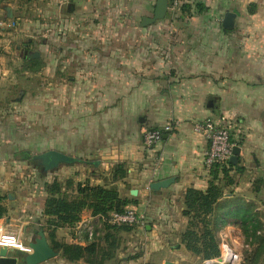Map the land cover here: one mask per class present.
Listing matches in <instances>:
<instances>
[{
  "label": "crops",
  "instance_id": "0c3cea01",
  "mask_svg": "<svg viewBox=\"0 0 264 264\" xmlns=\"http://www.w3.org/2000/svg\"><path fill=\"white\" fill-rule=\"evenodd\" d=\"M74 1L68 6L77 14L66 24L75 20L80 33L62 48L68 58L58 91L44 87L43 95L14 101H41V109L0 112V120L11 121L0 124V194L8 208L0 223L27 245L42 229L53 248L43 214L45 184L71 181V195L78 184L114 185L141 219L137 227L102 231L99 216L85 210L75 226L55 232V241L67 245L98 242L101 250L115 242L114 255L68 262L55 250L58 256L42 264H193L180 243L189 222L183 215L189 189L205 192L211 183L222 188L212 216L219 244L242 227L236 215L264 209V0H186L184 14L168 10L165 19L146 27L159 0ZM227 13L236 15L230 30L223 27ZM87 20L93 29L88 34ZM223 117L241 149L227 179L222 167L205 165L208 143L194 131L199 121ZM20 120L22 133L15 126ZM171 121L179 128L147 149L143 132ZM26 143L75 162L37 176L36 167L19 158ZM117 165L126 175L112 183ZM165 180H171L167 188H151ZM22 254L13 253L18 264H26Z\"/></svg>",
  "mask_w": 264,
  "mask_h": 264
},
{
  "label": "rangeland",
  "instance_id": "374dc122",
  "mask_svg": "<svg viewBox=\"0 0 264 264\" xmlns=\"http://www.w3.org/2000/svg\"><path fill=\"white\" fill-rule=\"evenodd\" d=\"M69 4L75 5V1L5 0L0 5V112L41 109L43 107L41 101L20 106H15L19 103L16 104L14 101L33 93L43 95L44 87L58 91L61 68L68 58L62 48L71 46L74 38L79 37L80 33L76 31L78 25L75 20L66 24V19L77 14L75 6L70 9ZM91 27L92 20H87V34L93 32ZM99 27L102 29L103 24ZM115 27L117 31L122 29L121 26ZM27 52H39L41 57L29 59ZM7 100L14 103H9ZM10 122L6 120L4 123V120H0V124L4 127ZM18 122H15V126L22 133L24 122L22 120ZM37 137L40 138L39 135ZM23 148L24 151L22 150L19 158L25 160L24 156L27 155L30 165L36 167L37 176L44 174L40 162L34 158L43 153L36 152L27 143ZM261 186L263 185L259 187ZM259 217L262 220L259 219L260 223L256 225L257 227L262 225L261 234L264 235V209L258 213ZM103 224L102 231L108 230L107 224ZM17 228L21 230L22 227ZM227 234L226 241L240 255L241 264H264V253L258 262L254 260L258 245L251 232L246 235L244 227H237Z\"/></svg>",
  "mask_w": 264,
  "mask_h": 264
},
{
  "label": "trees",
  "instance_id": "16d2710c",
  "mask_svg": "<svg viewBox=\"0 0 264 264\" xmlns=\"http://www.w3.org/2000/svg\"><path fill=\"white\" fill-rule=\"evenodd\" d=\"M5 0H0V5ZM186 5H184L183 13ZM25 159H29L27 155ZM222 167L225 178L229 177L227 167H234L231 162L227 166L216 165L218 169ZM214 168V167H213ZM124 165H117L112 175V183L125 177ZM216 176V175H215ZM72 182L62 183L55 180L53 183H46L44 186L47 194L44 215L49 217L47 231L50 230L49 238L52 241L54 250L61 251L62 256L68 262H76L84 258L98 257L103 252L110 258L114 255L115 242L107 249L99 250L98 242H92L86 247L79 245H67L55 241V232L60 228L73 227L81 220V215L85 210H91L93 216L107 215L112 211L122 212L127 209L129 201L123 200L114 185L91 186L90 184H78L76 194L71 195L66 190ZM223 197V190L215 183H211L207 191L189 189L184 196L185 210L183 215L189 219L188 227L180 234V243L191 254L192 262L200 263L203 260L212 259L220 254L217 231L220 227H213L212 216L218 206L219 200ZM5 197L0 194V219L8 215V208L4 205ZM236 215L242 222L246 235L252 233L258 247L254 254V260L259 261L264 253V235L261 234V226L258 214ZM108 230H132V227H115L108 225Z\"/></svg>",
  "mask_w": 264,
  "mask_h": 264
},
{
  "label": "built area",
  "instance_id": "2783aa9c",
  "mask_svg": "<svg viewBox=\"0 0 264 264\" xmlns=\"http://www.w3.org/2000/svg\"><path fill=\"white\" fill-rule=\"evenodd\" d=\"M186 2V0H169L168 10L173 15L181 16ZM227 123V119L223 117L219 121L208 119L194 124V131L208 143V149L205 153V165L208 168H213L216 165L227 166L233 157L236 146L231 139V130ZM179 126V121H171L161 127L145 130L142 135L144 146L147 149L154 147L166 135L173 134ZM99 218L102 223L115 227L126 226L135 228L141 222L137 212L129 208L122 212L112 211L107 215H99ZM89 236L91 239L94 237L92 229L89 230ZM226 239H221L219 256L193 264H241L240 255L227 243ZM2 248L19 251L24 254L32 252L30 246L21 241L15 231L0 223V249Z\"/></svg>",
  "mask_w": 264,
  "mask_h": 264
},
{
  "label": "water",
  "instance_id": "95a60500",
  "mask_svg": "<svg viewBox=\"0 0 264 264\" xmlns=\"http://www.w3.org/2000/svg\"><path fill=\"white\" fill-rule=\"evenodd\" d=\"M169 0H159L155 9V14L153 18H145L143 26L146 27L150 24L155 23L165 19L168 13ZM234 13H227L224 17L223 27L224 29L230 30L234 28L235 25ZM41 54L39 52H29L28 58H40ZM240 148L235 147L233 152V157L231 158V164H236L238 157L240 155ZM40 162L42 166L43 173L52 171L58 168L62 164H71L75 162V159L69 157L58 151H48L46 153L37 155L34 157ZM171 180H165L156 184H153L151 188L153 190H160L162 188H167ZM37 237L34 242L30 243L29 246L32 250L29 254H22V260L26 264H42L58 256V252L55 251L49 244L45 232L40 229L35 234ZM14 250H8L5 248L0 249V264H18L20 257L13 256Z\"/></svg>",
  "mask_w": 264,
  "mask_h": 264
},
{
  "label": "flooded vegetation",
  "instance_id": "af4514ba",
  "mask_svg": "<svg viewBox=\"0 0 264 264\" xmlns=\"http://www.w3.org/2000/svg\"><path fill=\"white\" fill-rule=\"evenodd\" d=\"M26 54H27V57H28V55H29V52H27Z\"/></svg>",
  "mask_w": 264,
  "mask_h": 264
}]
</instances>
